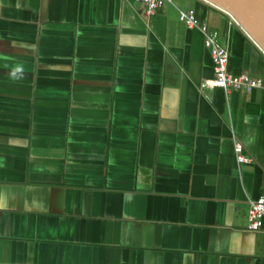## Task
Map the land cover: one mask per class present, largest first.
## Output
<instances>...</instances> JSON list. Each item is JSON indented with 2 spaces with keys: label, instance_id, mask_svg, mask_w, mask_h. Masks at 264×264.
Segmentation results:
<instances>
[{
  "label": "crops",
  "instance_id": "1",
  "mask_svg": "<svg viewBox=\"0 0 264 264\" xmlns=\"http://www.w3.org/2000/svg\"><path fill=\"white\" fill-rule=\"evenodd\" d=\"M0 0V264H264V89L209 87L192 11L228 70L264 54L172 0ZM245 162L237 163L234 144Z\"/></svg>",
  "mask_w": 264,
  "mask_h": 264
},
{
  "label": "built area",
  "instance_id": "2",
  "mask_svg": "<svg viewBox=\"0 0 264 264\" xmlns=\"http://www.w3.org/2000/svg\"><path fill=\"white\" fill-rule=\"evenodd\" d=\"M145 7L147 15H152L157 9L166 4L173 5L172 0H136ZM180 20L190 29H198L204 37V47L209 51L214 77L207 83L209 87L220 88L223 91H242L250 93L254 90L264 89V82L258 78H252L246 74H232L227 67L228 54L218 45L217 33L208 29L205 24L200 23L193 12L180 11ZM234 155L237 163L245 162L241 154V146L234 144ZM264 220V195L258 200L250 203L246 229L257 232L262 228Z\"/></svg>",
  "mask_w": 264,
  "mask_h": 264
},
{
  "label": "water",
  "instance_id": "3",
  "mask_svg": "<svg viewBox=\"0 0 264 264\" xmlns=\"http://www.w3.org/2000/svg\"><path fill=\"white\" fill-rule=\"evenodd\" d=\"M225 13L264 54V0H202Z\"/></svg>",
  "mask_w": 264,
  "mask_h": 264
},
{
  "label": "bare ground",
  "instance_id": "4",
  "mask_svg": "<svg viewBox=\"0 0 264 264\" xmlns=\"http://www.w3.org/2000/svg\"><path fill=\"white\" fill-rule=\"evenodd\" d=\"M189 12H190V11H188V12H186V13H189ZM191 12H192V11H191ZM214 32H215V31H214ZM217 38H218V35H217ZM256 200H258V199H256ZM256 200H255V201H256Z\"/></svg>",
  "mask_w": 264,
  "mask_h": 264
}]
</instances>
